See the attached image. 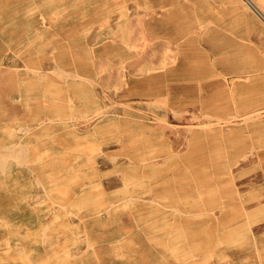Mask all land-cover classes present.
<instances>
[{"label":"rangeland","instance_id":"obj_1","mask_svg":"<svg viewBox=\"0 0 264 264\" xmlns=\"http://www.w3.org/2000/svg\"><path fill=\"white\" fill-rule=\"evenodd\" d=\"M263 87L228 0H0V264H264Z\"/></svg>","mask_w":264,"mask_h":264},{"label":"bare ground","instance_id":"obj_2","mask_svg":"<svg viewBox=\"0 0 264 264\" xmlns=\"http://www.w3.org/2000/svg\"><path fill=\"white\" fill-rule=\"evenodd\" d=\"M230 1L231 6L233 7V9L235 11H237V14L239 16H241V18H243L244 20H246L247 23L252 24L254 26L255 32L258 34V36L260 38H262L263 42H264V0H228V2ZM263 23L261 24L262 27L261 29L257 28V23ZM151 26H153V28L158 27L157 23L151 22ZM206 24V23H205ZM163 26L161 29V32H168V28L166 25L162 24ZM114 30V28H113ZM111 31V30H110ZM118 32H120L119 28H117V30L113 31V34H118ZM102 40L100 39L99 42H101ZM163 51V50H162ZM160 52L161 50L153 48V47H149L146 48V50L141 53V56L143 57V59L145 60L144 63H146V61H150L155 60L156 58H158V56L160 57ZM140 63H142L140 61ZM261 78V77H259ZM148 80V79H147ZM144 81V80H143ZM150 81V80H149ZM256 81V80H255ZM153 82V81H152ZM257 82V81H256ZM261 82V81H260ZM148 83V81H147ZM226 83L227 85L231 83H229L226 79ZM258 83V82H257ZM144 84V83H143ZM134 89V88H132ZM264 89V87H263ZM135 90V89H134ZM133 90V91H134ZM262 90V89H261ZM138 91V90H137ZM263 91V90H262ZM132 92V91H131ZM264 92V91H263ZM209 115V114H208ZM206 126V125H205ZM208 127V126H207ZM29 128V127H28ZM13 148V147H12ZM144 151V150H143ZM210 176V175H209ZM229 176V175H228ZM37 182V181H36ZM233 183V182H232ZM227 184V183H226ZM174 208V207H173ZM181 213V212H180ZM74 259V258H73Z\"/></svg>","mask_w":264,"mask_h":264}]
</instances>
